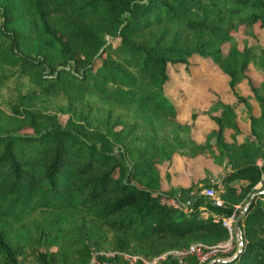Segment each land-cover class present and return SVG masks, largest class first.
<instances>
[{
  "label": "trees",
  "instance_id": "obj_1",
  "mask_svg": "<svg viewBox=\"0 0 264 264\" xmlns=\"http://www.w3.org/2000/svg\"><path fill=\"white\" fill-rule=\"evenodd\" d=\"M256 24L264 28V0H0V86L13 77L33 86L9 109L0 107V264H89L96 251L152 259L195 242L226 241L227 229L211 214L238 215L258 184L264 190V162L257 163L264 155V46L255 42ZM193 57L227 77L237 102H256L248 133L232 104L222 103L211 116L216 127L194 154L167 152L151 136L128 140L132 125L122 119L102 128L35 105L41 94L62 93L71 108L92 90L132 106L147 125L160 118L190 129L177 120L165 88L170 69ZM243 82L246 96L236 91ZM178 153L234 164L221 179V207L200 189L162 190L160 165ZM162 197L193 209L186 213ZM239 229V254L232 258L234 234L229 260L212 264H264V193ZM186 262L198 264L194 256Z\"/></svg>",
  "mask_w": 264,
  "mask_h": 264
},
{
  "label": "rangeland",
  "instance_id": "obj_2",
  "mask_svg": "<svg viewBox=\"0 0 264 264\" xmlns=\"http://www.w3.org/2000/svg\"><path fill=\"white\" fill-rule=\"evenodd\" d=\"M255 29L258 34L255 42L260 43L259 46L262 47L264 46V28L256 24ZM256 68L262 72L259 58L256 60ZM259 72L253 68L249 71L254 83H258L262 79ZM170 77L171 80L167 84L165 92L178 110L177 120L180 123L191 124L192 128L190 129L171 120L160 118L155 119L153 125H147L140 119H135L132 106L120 105L107 100L92 90L71 108L67 106L66 97L62 93L41 94L35 105L48 113L70 114L80 120L82 117H87L91 121V125L102 128L111 125L116 119H122L132 125V132H130L128 140L141 143L147 136H151L160 145H163L167 152L175 150L194 154L197 151L196 143L203 141L206 135L216 127L211 116L221 111L222 103L232 104L233 116L237 119L242 133H248L249 108L254 109L257 113L256 102L253 99H248L246 104L237 102L228 88L227 77L210 60L193 57L187 65L172 67ZM32 91L33 86L26 78L13 77L0 86V107L9 109L10 105L17 103L21 94L32 93ZM236 91L238 95L244 96L250 93L245 82L240 83ZM261 93L264 94V87L261 88ZM62 110L64 112H61ZM195 112L197 114L193 117ZM136 121L137 124L134 126ZM263 162L264 155L257 160L259 165ZM233 167L234 164L228 162L227 159L219 164L202 156L188 158L178 153L173 155L170 161L160 165L163 178L162 190L188 187L201 190L208 187V183H212L217 185V187H213L221 194L224 192V188L220 184L221 179ZM240 183L242 181H236V185ZM260 187L261 184H258L257 191H261ZM183 205H181L182 211L186 213L193 209V207H184ZM113 263L121 264V260H114ZM22 264H35V262L31 259Z\"/></svg>",
  "mask_w": 264,
  "mask_h": 264
},
{
  "label": "built area",
  "instance_id": "obj_3",
  "mask_svg": "<svg viewBox=\"0 0 264 264\" xmlns=\"http://www.w3.org/2000/svg\"><path fill=\"white\" fill-rule=\"evenodd\" d=\"M200 194L208 197L211 203L216 207H221L224 204L220 192L213 186L201 189ZM161 202L182 210L181 204L175 199L162 197ZM237 208H239V206H237ZM201 215L206 218L209 213L205 208H201ZM211 215L213 221H221L223 226L227 229L229 238L226 241L214 245L195 242L188 248L172 249L152 259H147L139 254L123 251H96L92 253L89 264H112L109 259H114L116 257L121 260V264H163V262L167 260L176 261L177 264H187V256H194L198 264H207L216 258L224 259L225 256H228L234 249V220L237 215L235 211L230 216Z\"/></svg>",
  "mask_w": 264,
  "mask_h": 264
},
{
  "label": "water",
  "instance_id": "obj_4",
  "mask_svg": "<svg viewBox=\"0 0 264 264\" xmlns=\"http://www.w3.org/2000/svg\"><path fill=\"white\" fill-rule=\"evenodd\" d=\"M264 193V190L262 191H255L249 198V200L247 201V203L244 205V207L241 209V211L239 212V214L236 216L235 220H234V228H235V235L238 241V249L237 251L234 253V255L232 256L235 257L239 254L242 246H243V240H242V235L239 229V222L241 220V218L245 215V213L248 210L249 205L251 204V202L253 201V199L258 196L259 194ZM229 259H221V258H216L214 260H212L211 262L207 263V264H212L214 262H218V263H222V262H226Z\"/></svg>",
  "mask_w": 264,
  "mask_h": 264
}]
</instances>
